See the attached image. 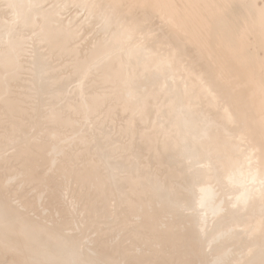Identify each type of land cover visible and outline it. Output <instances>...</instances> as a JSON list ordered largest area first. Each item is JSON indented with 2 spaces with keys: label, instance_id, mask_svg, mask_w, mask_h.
I'll use <instances>...</instances> for the list:
<instances>
[{
  "label": "bare ground",
  "instance_id": "1",
  "mask_svg": "<svg viewBox=\"0 0 264 264\" xmlns=\"http://www.w3.org/2000/svg\"><path fill=\"white\" fill-rule=\"evenodd\" d=\"M0 4V264H264V0Z\"/></svg>",
  "mask_w": 264,
  "mask_h": 264
},
{
  "label": "rangeland",
  "instance_id": "2",
  "mask_svg": "<svg viewBox=\"0 0 264 264\" xmlns=\"http://www.w3.org/2000/svg\"><path fill=\"white\" fill-rule=\"evenodd\" d=\"M2 15H5V16H7V17H10L12 14H11V12L9 11V10H7V9H5V6H3V5H1L0 4V17L2 16ZM17 27V26H16ZM6 31H8V29H7V27H6V25L4 26V27H0V42H1V44H2V41H3V39L4 38H2L3 37V35L5 34V32ZM24 33L26 36H27V40H29V42H28V45H27V47H28V49L30 50L29 52H32L34 49H36V48H38V49H40V50H45V48H44V45L41 43V42H39L38 40H33V39H35V36L33 35H31L32 33H31V30H25V31H23V30H18V29H16V28H14L12 31H11V35H18V34H20V33ZM30 37V38H29ZM32 37H34V38H32ZM29 38V39H28ZM31 39V40H30ZM4 45V44H3ZM5 46V45H4ZM85 48L83 49V50H86V47L88 46V43H86L85 45ZM27 56H25V60L26 59H28V58H30V54L29 53H25ZM23 58V57H22ZM23 61H24V59H23ZM25 65H26V62H25ZM27 65H28V67H29V64L27 63ZM17 69V70H16ZM14 71H18V67L17 68H15V70ZM73 85H74V83H73ZM73 92H74V90H72ZM72 95L71 96H65V97H67V99H68V101H69V103L71 102L72 103V100H73V102H78V100L77 99H72L71 101H70V97H72V96H74V95H76V93H71ZM34 94L31 92V96H33ZM34 98V99H33ZM73 98V97H72ZM75 98V97H74ZM31 99H33V103H36L37 102V98H36V95H34L33 97H31ZM34 100H36V101H34ZM77 100V101H76ZM64 102V101H63ZM65 103V102H64ZM81 103V102H80ZM79 103V104H80ZM31 104H32V100H31ZM78 104V106L80 107H78V109L79 110H81L82 111V107H81V105H79ZM59 105V104H58ZM61 105V104H60ZM59 105V106H60ZM36 107H32V110H33V112H36V109H35ZM51 110H49V112H48V114H49V116L50 117H48L47 118V116H46V118L47 119H50L51 118V116H53L51 113ZM80 114H83L84 115V113H80ZM36 115H38L37 113H33L32 114V119H35L36 120V118L38 117V116H36ZM33 116H36V117H33ZM77 117H80V115H77ZM73 124H74V122H73ZM32 125V124H31ZM63 129V131H64V134H66V135H69V134H71L72 132H73V130H75V129H70V127L68 126V127H64V128H62ZM35 130L36 129H32V131H31V133L29 134V136H27L25 139L27 140V141H32V140H30L29 139V137L30 136H32L33 134H34V132H35ZM127 131H129L128 133H127ZM127 133V134H126ZM125 136H124V138H123V141H133V138H134V136L132 135L131 136V134H130V130H126L125 131V134H124ZM129 135V136H128ZM127 136H128V138H127ZM127 138V139H126ZM132 138V139H131ZM125 139V140H124ZM130 139V140H129ZM19 166V165H18ZM17 166V167H18ZM20 167V166H19ZM23 167L25 168V166L23 165ZM12 169H15V167H13ZM0 178H2V177H0ZM3 182V181H2ZM60 196V195H59ZM166 210H169V208H167ZM172 211H173V209H172ZM174 211H175V209H174ZM173 211V212H174ZM144 240H146V241H148L147 239H145L144 237H141V238H139L138 239V242L139 243H141L142 244V246H145V243H144ZM198 247L200 248V244L198 245ZM177 249V250H176ZM175 249V251H173L172 252V254L171 255H167L166 256V258H168L170 261H171V256H173V257H177V258H181L183 255V251L181 250V248H179V247H177ZM209 257H211V256H209Z\"/></svg>",
  "mask_w": 264,
  "mask_h": 264
}]
</instances>
